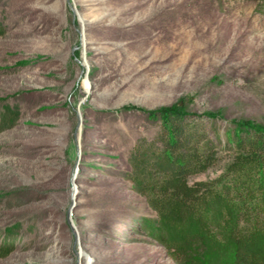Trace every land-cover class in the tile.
I'll list each match as a JSON object with an SVG mask.
<instances>
[{"label":"rangeland","instance_id":"obj_1","mask_svg":"<svg viewBox=\"0 0 264 264\" xmlns=\"http://www.w3.org/2000/svg\"><path fill=\"white\" fill-rule=\"evenodd\" d=\"M177 105L264 129V0H0V264H230L130 181Z\"/></svg>","mask_w":264,"mask_h":264},{"label":"trees","instance_id":"obj_2","mask_svg":"<svg viewBox=\"0 0 264 264\" xmlns=\"http://www.w3.org/2000/svg\"><path fill=\"white\" fill-rule=\"evenodd\" d=\"M155 122L154 136L130 151L129 178L161 227L192 241L193 250L210 237L226 238L230 264H264L256 238L264 228V129L222 128L216 115L197 116L185 105L163 110ZM226 156L229 170L222 168Z\"/></svg>","mask_w":264,"mask_h":264}]
</instances>
